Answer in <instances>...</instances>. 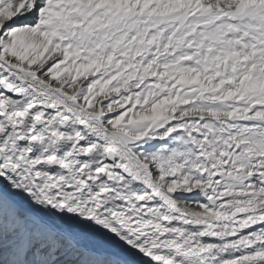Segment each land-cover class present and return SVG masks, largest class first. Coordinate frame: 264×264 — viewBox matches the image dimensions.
<instances>
[{"label":"snow or ice","instance_id":"6c2138e0","mask_svg":"<svg viewBox=\"0 0 264 264\" xmlns=\"http://www.w3.org/2000/svg\"><path fill=\"white\" fill-rule=\"evenodd\" d=\"M0 264H264V0H0Z\"/></svg>","mask_w":264,"mask_h":264}]
</instances>
